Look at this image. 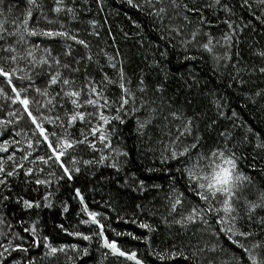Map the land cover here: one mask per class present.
Wrapping results in <instances>:
<instances>
[{
	"label": "trees",
	"instance_id": "trees-1",
	"mask_svg": "<svg viewBox=\"0 0 264 264\" xmlns=\"http://www.w3.org/2000/svg\"><path fill=\"white\" fill-rule=\"evenodd\" d=\"M38 2L41 8L36 9L33 15L39 19L40 27L58 28L60 23H64L66 28L73 32L78 30L80 38L90 44L89 54L94 59L99 58L101 63H106L105 53H119L116 59L123 62L126 75L132 81L128 87L136 92L138 111L127 116L124 124L114 122L117 131L112 137L113 147L127 152V156H116L121 168L119 172L109 166L111 159L103 164L85 166L83 160L92 159L93 156L98 159V154L78 151L75 154L81 160L80 172L74 173L73 180L67 181L66 178L59 179L61 170L56 165L49 167L39 161L33 165L22 161L21 154L16 153V160L23 163L25 168H43V171L34 172V176L38 175L40 179L50 183L37 185L34 177H26L21 171L20 174L7 178V186L0 185V245L8 247L11 241L13 245L22 244L29 249L27 252L6 253L7 258H0V264H29V258L33 264H134L111 254L105 258L104 253L107 250L102 247L98 236H93L91 241H84L61 230L60 225L70 232L82 231L85 234H90L95 229V225L79 223L81 216L85 219L87 216L80 212L81 206L75 198L74 188L81 189L90 210L108 217L103 221L105 224H111L116 231L125 233L117 236L115 232L106 229L105 234L109 239L116 240L124 250L137 252L138 257L144 259L146 264L161 262L149 253L148 246L142 240H134L126 233L150 237L157 250L180 249L185 255L207 245L204 252L196 257L195 264H205V261L210 264H222L234 255L238 257L242 249L231 244L226 238L212 235L218 225L207 228L203 224H196L181 229L179 225L165 223L164 217H167L168 221L172 220V216L168 215L169 201L166 199L170 186L175 182L176 189L183 191L187 176H182L176 171L181 165L175 161L160 163L157 144L159 129L149 126L144 129V134L140 135L137 131V121L145 119L151 108H156L157 113L162 110L164 115H167L169 110L179 111L191 118L196 135L201 137V143L212 150L227 148L229 152H235L239 170L252 180V184L245 191L250 200H255L260 190L264 189V148L257 147V144L264 143V73L258 70L264 66V58L259 55L264 51V3L260 0H248L247 4L244 0H221V5L230 9V12L225 11L222 6L212 9L203 7L205 16L212 20L214 25H218L210 30L213 37L219 38L227 30L223 23L225 20L236 26L238 42L227 50L232 58L217 62L197 46L183 43L184 40L191 39L194 25L184 27L178 17L165 21L168 26L181 27L182 34L172 33L175 37L173 39L155 17L149 14V10L133 8L127 4V0H65L67 6L74 8L76 19L64 12H52L55 0ZM139 2L143 4V0ZM197 2L203 6L213 0ZM27 7V0H4V4L0 5V18H22ZM41 13L55 22L48 24ZM93 20L97 22L95 29L89 23ZM93 31L99 35H91ZM197 39L202 43L207 38L199 36ZM76 47L81 53L85 51L81 46ZM216 52L223 57L225 48L217 47ZM105 71L109 75L113 72L107 67ZM141 79L147 87L142 99L155 101L148 112L139 108L141 94L137 91V85ZM158 85L161 87L160 92L155 91ZM3 103L0 99V104ZM217 104L220 105L219 108ZM12 107L17 108L19 105ZM28 123L21 120L18 125L8 127L26 128ZM76 134L78 135V131ZM149 137L152 139L149 140ZM32 138L31 132L27 133L26 138L23 134L17 136L15 139L19 140L20 144L12 147L25 148L26 140ZM3 139L11 141L13 137H0V143ZM150 148L155 151H150ZM37 154H43V146L33 153V156ZM4 155L0 153V157ZM9 163L5 159V167H8ZM51 172L55 175H49ZM133 176L136 178L135 183ZM125 180L128 181L127 184ZM141 180L144 181V190L133 191V187H137ZM154 185L160 187H153ZM46 195L51 207L43 206V197ZM4 196L8 199H3ZM24 200L39 203L41 207L26 208ZM64 205L69 209L66 213L63 212ZM242 205L243 200L240 214L244 219L240 220V226L243 231L254 233L248 237L246 245L249 248L253 243L260 245L253 249V254H262L264 231L255 221L264 216V209L256 210L254 222L249 225L245 215L246 209ZM190 207L186 202L182 211L187 212ZM132 220L150 224L154 231L149 233L146 229L138 227V223H131ZM34 226L40 236L49 237L53 246L67 245L65 252L58 253V258L51 260L45 257L47 249L32 246L30 233L24 230ZM73 244L78 246L81 253L87 248L88 255H77L71 250ZM212 247H215V252L208 251V248ZM0 251H3V248H0ZM164 264L191 262L177 257L165 261Z\"/></svg>",
	"mask_w": 264,
	"mask_h": 264
},
{
	"label": "snow or ice",
	"instance_id": "snow-or-ice-1",
	"mask_svg": "<svg viewBox=\"0 0 264 264\" xmlns=\"http://www.w3.org/2000/svg\"><path fill=\"white\" fill-rule=\"evenodd\" d=\"M100 2V0H98ZM264 3V0H260ZM247 4L248 0H244ZM4 0H0V5ZM127 4L133 8H146L149 14L165 29L171 37L172 33L182 34L180 25L168 26L165 21H171L173 17H178L184 27L194 25L191 31V39L184 40L185 45L193 44L207 52L214 61L221 59H231L228 49L234 46L236 40V26L229 20L223 21L227 30L222 36L215 38L211 34L214 22L208 19L203 11V7L209 9L222 6L221 0H213L212 3L201 5L197 0H127ZM28 7L22 18H0V99L4 101L0 104V137L12 136L13 139H3L0 143V185L7 186V178L23 173L26 177H34L37 185L48 184L50 181L42 180L39 176H34V172L43 171V168H25L23 163L16 160V153L21 154L20 159L35 165L39 161L42 165L51 167L56 165L61 170L59 179L71 181L74 173L80 172L79 164L81 160L76 152L90 151L98 154V159L83 160L85 166L92 164H103L109 159V165L121 171L116 161V156H127V152H121L113 147L112 137L116 134L114 122L124 124L125 119L130 114L138 111L137 96L128 85L132 81L127 77L123 62L116 57L119 53L107 55L106 63H101L100 59H94L90 55V44L87 40L80 38L78 30L73 32L66 28L64 23H60L58 28L40 27V21L34 17L36 9L41 8L38 0H27ZM225 11L230 12L226 6ZM54 13L64 12L76 19L73 7L67 6L65 0H55L51 9ZM48 24L55 21L43 16ZM195 21V22H194ZM95 29L97 22H89ZM91 35H99L93 31ZM205 36V42L199 41L197 37ZM38 38V39H33ZM164 36H161L163 39ZM76 46H81L85 51L79 52ZM217 47L225 48L224 56L217 54ZM103 51V50H102ZM238 55V54H237ZM264 58V51L259 54ZM192 59V57H186ZM105 67L113 70L109 75ZM259 72L264 73V66L259 67ZM137 91L141 94L139 108L149 111L154 100L144 101L142 97L147 92L145 81L141 79L137 85ZM155 91L160 92L158 85ZM259 95V93H257ZM12 105H19L13 108ZM220 105L217 104V108ZM171 117V119H169ZM11 118V119H9ZM21 120L28 121L26 128L9 129V125H18ZM159 121V122H157ZM175 121H179L176 124ZM51 127H48V126ZM171 125V127L169 126ZM152 126L159 129L157 144L159 145L160 163L168 164L175 161L181 167L176 171L182 176H187V183L183 191H178L175 182L170 186V192L166 195L169 201L168 215L172 220L168 221L164 217L165 223L179 225L181 229H186L192 225L203 224L207 228L218 225L212 235L219 238H226L231 244L242 249L239 256L235 255L222 264H264V253L253 254V249L260 245L253 243L249 248L246 245L248 237L253 235L251 231H243L240 220L244 216L240 214L241 200L246 209L245 215L249 225L254 220L256 210L264 209V189H261L255 200H250L245 189L252 184L251 177L243 174L238 167V158L235 152L224 150H212L201 143V137L196 135L193 120L185 116L182 112L169 110L167 115L161 110L157 113L156 108L151 111L143 120L137 121V131L144 134V129ZM173 128L175 131H173ZM72 130V131H70ZM78 131V135L76 132ZM31 132L32 139L26 140L25 148L12 147L20 144L15 137H27ZM152 138L149 137V140ZM43 146V154L33 156V153ZM82 146V147H81ZM258 148H264V143L257 144ZM203 149V151H202ZM150 151L155 149L150 148ZM5 159L10 162L5 167ZM152 169H149L151 171ZM49 175H55L54 172ZM135 183V176L132 177ZM128 181L125 180V184ZM153 187L159 188V185ZM133 191H143L144 181H139ZM75 198L80 204V212L87 216H81L79 223L84 225H95V229L90 234L82 231H68L60 225L62 231L70 236H75L84 241H91L93 236H98L102 247L107 251L104 257L109 254L123 257L134 264H146L144 259L138 257L137 252L124 250L114 239H109L105 234L106 229L115 232L117 236L125 233L116 231L111 224L103 221L108 217L89 209L85 196L80 188H74ZM7 200L8 197L4 196ZM44 207H51L48 203V196L43 197ZM186 202L191 205L185 212ZM26 208H40L39 203L30 200L23 201ZM136 207H140L136 205ZM68 206H63V212H68ZM179 216L177 219L176 217ZM98 217H102L98 218ZM211 218V223H209ZM128 222V221H125ZM256 223L261 225L264 231V216H261ZM131 223H138L132 220ZM138 227L146 229L149 233L154 229L150 224L139 222ZM30 233L31 245L47 249L45 257L50 260L58 258V253H64L67 245L59 247L53 246L47 235L40 236L37 228H25ZM126 235L134 240H142L147 246L149 253L161 264L165 261L182 257L191 264H195L196 257L203 253L205 248H198L189 255L180 250L172 248H161L157 246L147 236H136L129 232ZM195 247V246H193ZM0 251V258L6 259V253L10 251L27 252L29 249L22 244L13 245L11 241L8 247H3ZM71 250L77 255H88V249L81 250L77 245H71ZM223 251V248H221ZM208 251L215 252V247L208 248ZM247 255V259H245ZM29 264H33L29 258ZM205 264H210L205 261Z\"/></svg>",
	"mask_w": 264,
	"mask_h": 264
}]
</instances>
